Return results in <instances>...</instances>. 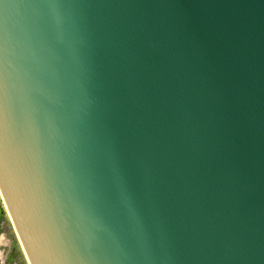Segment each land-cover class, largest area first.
<instances>
[{
  "label": "water",
  "instance_id": "1",
  "mask_svg": "<svg viewBox=\"0 0 264 264\" xmlns=\"http://www.w3.org/2000/svg\"><path fill=\"white\" fill-rule=\"evenodd\" d=\"M0 196L29 264H264V0H0Z\"/></svg>",
  "mask_w": 264,
  "mask_h": 264
},
{
  "label": "rangeland",
  "instance_id": "2",
  "mask_svg": "<svg viewBox=\"0 0 264 264\" xmlns=\"http://www.w3.org/2000/svg\"><path fill=\"white\" fill-rule=\"evenodd\" d=\"M0 233L4 242V261L6 264H27V259L19 245L18 238L12 227L8 213L0 196Z\"/></svg>",
  "mask_w": 264,
  "mask_h": 264
},
{
  "label": "flooded vegetation",
  "instance_id": "3",
  "mask_svg": "<svg viewBox=\"0 0 264 264\" xmlns=\"http://www.w3.org/2000/svg\"><path fill=\"white\" fill-rule=\"evenodd\" d=\"M2 239V233H0V264H6L4 261V254L3 253L5 251V249L3 248V246L5 245L4 242L1 241ZM28 264V263H27Z\"/></svg>",
  "mask_w": 264,
  "mask_h": 264
},
{
  "label": "bare ground",
  "instance_id": "4",
  "mask_svg": "<svg viewBox=\"0 0 264 264\" xmlns=\"http://www.w3.org/2000/svg\"><path fill=\"white\" fill-rule=\"evenodd\" d=\"M27 263H28V261H27ZM29 264V263H28Z\"/></svg>",
  "mask_w": 264,
  "mask_h": 264
}]
</instances>
